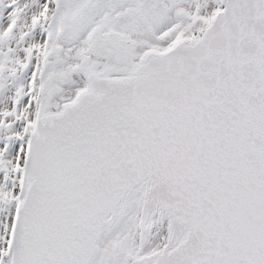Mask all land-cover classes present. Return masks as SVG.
Instances as JSON below:
<instances>
[{
    "label": "snow or ice",
    "instance_id": "6c2138e0",
    "mask_svg": "<svg viewBox=\"0 0 264 264\" xmlns=\"http://www.w3.org/2000/svg\"><path fill=\"white\" fill-rule=\"evenodd\" d=\"M0 264H264V0H0Z\"/></svg>",
    "mask_w": 264,
    "mask_h": 264
}]
</instances>
